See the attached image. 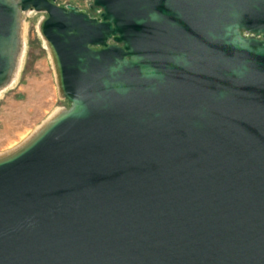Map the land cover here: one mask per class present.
Instances as JSON below:
<instances>
[{
    "label": "water",
    "instance_id": "obj_1",
    "mask_svg": "<svg viewBox=\"0 0 264 264\" xmlns=\"http://www.w3.org/2000/svg\"><path fill=\"white\" fill-rule=\"evenodd\" d=\"M0 0V87L31 10L55 111L0 153V264H264V0Z\"/></svg>",
    "mask_w": 264,
    "mask_h": 264
},
{
    "label": "rangeland",
    "instance_id": "obj_2",
    "mask_svg": "<svg viewBox=\"0 0 264 264\" xmlns=\"http://www.w3.org/2000/svg\"><path fill=\"white\" fill-rule=\"evenodd\" d=\"M57 2L76 4L94 16L101 13L100 8L90 6L91 0ZM44 14L31 10L24 19L20 75L0 96V153L22 143L55 111L69 105L60 94L52 54L39 32Z\"/></svg>",
    "mask_w": 264,
    "mask_h": 264
},
{
    "label": "bare ground",
    "instance_id": "obj_3",
    "mask_svg": "<svg viewBox=\"0 0 264 264\" xmlns=\"http://www.w3.org/2000/svg\"><path fill=\"white\" fill-rule=\"evenodd\" d=\"M24 47H25V43L22 47V51H21V54L19 56V61H18V65L16 67V69L14 70V73L12 74L9 82L3 86L0 87V96L2 95L3 91L9 87L10 85L14 84L15 81L19 78V75H20V67H21V61H22V55H23V51H24ZM20 80V79H19ZM16 86V85H15Z\"/></svg>",
    "mask_w": 264,
    "mask_h": 264
},
{
    "label": "built area",
    "instance_id": "obj_4",
    "mask_svg": "<svg viewBox=\"0 0 264 264\" xmlns=\"http://www.w3.org/2000/svg\"><path fill=\"white\" fill-rule=\"evenodd\" d=\"M91 2H92V0H91ZM91 2H90V3H91ZM66 4H68V3H66ZM79 7H80V6H79ZM80 8H81V7H80ZM82 9H84V8H82Z\"/></svg>",
    "mask_w": 264,
    "mask_h": 264
}]
</instances>
